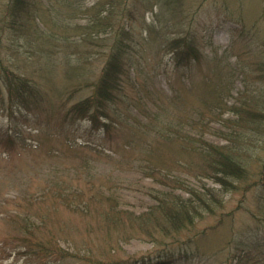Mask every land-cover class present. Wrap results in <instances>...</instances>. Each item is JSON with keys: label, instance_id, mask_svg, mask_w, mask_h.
Segmentation results:
<instances>
[{"label": "rangeland", "instance_id": "1", "mask_svg": "<svg viewBox=\"0 0 264 264\" xmlns=\"http://www.w3.org/2000/svg\"><path fill=\"white\" fill-rule=\"evenodd\" d=\"M27 1L0 0V264L264 260V0ZM119 44L121 92L81 111Z\"/></svg>", "mask_w": 264, "mask_h": 264}, {"label": "trees", "instance_id": "2", "mask_svg": "<svg viewBox=\"0 0 264 264\" xmlns=\"http://www.w3.org/2000/svg\"><path fill=\"white\" fill-rule=\"evenodd\" d=\"M27 0H10V4L13 6L12 12L17 13V10H27ZM122 44L116 47V50L105 62V68L103 69L101 76L98 80L96 86L95 95L90 98L91 100L86 101L83 105L77 108L81 111L90 110L91 106L101 101L110 102L114 101L119 95L122 89L123 78L125 76V62L130 59L129 50L125 52ZM5 87L8 93V99L10 101H18V103L23 104L25 100L33 97L30 93L32 89L29 87L25 80L20 79L16 75L9 74L5 72ZM117 94V95H116ZM212 150L207 154L209 160V167L214 172V176L217 178L216 182L223 187L225 178H237L241 175V167L238 166V161L226 152L212 148ZM161 199L157 200L159 203ZM167 208V209H166ZM164 209L166 221H171L172 223H191V215L188 212L189 205L186 203H177L176 208H171L169 210L168 206ZM171 213V214H170ZM192 213H195L193 209ZM257 248V246L255 247ZM177 255L173 254H158L153 260L154 264H171L175 260ZM244 257L238 253L235 254L231 260L230 264H243ZM264 260H248L244 264H259L263 263Z\"/></svg>", "mask_w": 264, "mask_h": 264}]
</instances>
